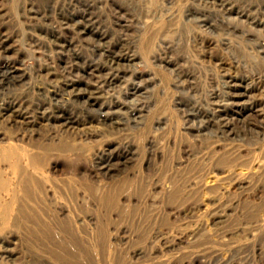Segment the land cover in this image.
I'll use <instances>...</instances> for the list:
<instances>
[{"label":"rangeland","instance_id":"374dc122","mask_svg":"<svg viewBox=\"0 0 264 264\" xmlns=\"http://www.w3.org/2000/svg\"><path fill=\"white\" fill-rule=\"evenodd\" d=\"M2 150L0 264H264V0H0Z\"/></svg>","mask_w":264,"mask_h":264},{"label":"bare ground","instance_id":"6f19581e","mask_svg":"<svg viewBox=\"0 0 264 264\" xmlns=\"http://www.w3.org/2000/svg\"><path fill=\"white\" fill-rule=\"evenodd\" d=\"M87 21V20H86ZM89 75V74H88ZM231 81V80H230ZM229 81V82H230ZM226 85V84H225ZM229 86V85H228ZM227 87V86H226ZM230 87V86H229ZM92 93V92H91ZM241 95V94H240ZM232 97L233 98H237L238 97V95H236V94H234V95H232ZM234 103H236L237 104V99L234 101ZM235 104V105H236ZM64 121H67L66 119L64 120ZM210 121V120H209ZM72 124V123H71ZM66 126V125H65ZM8 148H10L9 146H8ZM16 149V148H15ZM16 151V150H15ZM4 150H2V152L0 151V153L1 154H3V156L5 155V154H7L8 155V158H10L9 160H11L10 162H11V168L12 169H14V170H17L18 169V167H17V164H16V161H15V158H16V153L13 151V150H8V151H6V153L4 154ZM22 152H24V151H22ZM29 153V152H28ZM27 153V154H28ZM22 154V153H21ZM27 154H25V153H23V155H24V157L25 158H27L28 160H29V163H30V165L31 166H33L34 167V165L36 164V159H38L37 157H32V156H28ZM19 158V157H18ZM21 158V157H20ZM7 160V159H6ZM9 160H7V161H9ZM9 162V163H10ZM38 163V162H37ZM102 168V167H101ZM107 170V169H106ZM37 171V170H36ZM30 172H31V170H30ZM33 172H35V171H33ZM38 172V171H37ZM36 172V173H37ZM5 179V178H4ZM9 184H10V182H9ZM33 184V183H32ZM22 185V184H21ZM26 187H27V185L26 184H24ZM10 185H8L7 183H5L4 181H3V179H2V176H1V174H0V193L1 192H3L4 194H5V197H7L8 199H9V201H10V203L11 202H14V201H16V196H15V194L16 193H14V191H12L11 190V187H9ZM24 186V187H25ZM26 191V188H23V193H24V195L26 196L27 195V197H28V193L27 192H25ZM17 192V191H16ZM3 195V194H2ZM23 196V195H22ZM4 197V198H5ZM30 198H31V195H30ZM19 199V198H18ZM34 199V198H33ZM3 201H4V199H3ZM1 202H2V198H1V196H0V209H2V214L3 215H5V213H6V210H7V206L6 207H4L3 205H1ZM6 203V202H5ZM15 203V202H14ZM14 203H12V204H14ZM9 208V207H8ZM9 211V210H8ZM7 214V213H6Z\"/></svg>","mask_w":264,"mask_h":264}]
</instances>
